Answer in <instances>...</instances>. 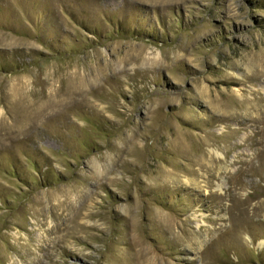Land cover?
I'll return each mask as SVG.
<instances>
[{"label": "rangeland", "instance_id": "374dc122", "mask_svg": "<svg viewBox=\"0 0 264 264\" xmlns=\"http://www.w3.org/2000/svg\"><path fill=\"white\" fill-rule=\"evenodd\" d=\"M0 264H264V0H0Z\"/></svg>", "mask_w": 264, "mask_h": 264}]
</instances>
